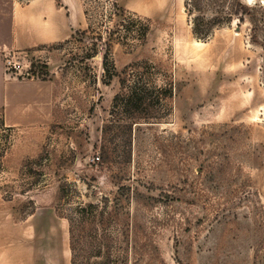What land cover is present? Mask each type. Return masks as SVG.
Masks as SVG:
<instances>
[{
    "label": "rangeland",
    "instance_id": "rangeland-1",
    "mask_svg": "<svg viewBox=\"0 0 264 264\" xmlns=\"http://www.w3.org/2000/svg\"><path fill=\"white\" fill-rule=\"evenodd\" d=\"M185 2L82 0L73 37L0 50L31 66L30 97L0 91V264H264V27L201 39Z\"/></svg>",
    "mask_w": 264,
    "mask_h": 264
},
{
    "label": "crops",
    "instance_id": "crops-1",
    "mask_svg": "<svg viewBox=\"0 0 264 264\" xmlns=\"http://www.w3.org/2000/svg\"><path fill=\"white\" fill-rule=\"evenodd\" d=\"M117 1L124 9L135 12L151 11L154 5L166 2V0ZM146 6L150 7L145 8ZM85 23L82 0H11V20L0 35V50L27 51L47 44L61 43L71 38L75 31L82 29ZM35 85L42 86L41 82H36ZM27 86L28 84L21 80L10 78L0 64L2 105L7 106L11 101L30 97L25 88Z\"/></svg>",
    "mask_w": 264,
    "mask_h": 264
},
{
    "label": "trees",
    "instance_id": "trees-1",
    "mask_svg": "<svg viewBox=\"0 0 264 264\" xmlns=\"http://www.w3.org/2000/svg\"><path fill=\"white\" fill-rule=\"evenodd\" d=\"M185 7L193 26V33L201 39L208 38L216 27L225 23H231L234 20V16L240 22H244L246 19L249 20L252 25V37L255 41L259 32L264 27V0H260L252 6L244 3L242 0H186ZM75 33L76 31L72 34V37ZM133 93L136 103L139 99L142 101L143 93L139 94L136 91H133ZM128 98L127 104L133 100L130 95ZM101 150L104 158L107 150L105 147H102ZM97 208L98 206L93 203L87 206L82 205L68 216L71 239L76 228H86L87 226L91 229L98 228V215L103 216V213H99ZM71 248L74 251L73 242H71Z\"/></svg>",
    "mask_w": 264,
    "mask_h": 264
},
{
    "label": "built area",
    "instance_id": "built-area-1",
    "mask_svg": "<svg viewBox=\"0 0 264 264\" xmlns=\"http://www.w3.org/2000/svg\"><path fill=\"white\" fill-rule=\"evenodd\" d=\"M5 57V65H6V73L8 75L10 74H25L28 77H31V74L29 72L31 66H24L23 63L16 59L14 56H11V54H4ZM25 71H24V70Z\"/></svg>",
    "mask_w": 264,
    "mask_h": 264
}]
</instances>
